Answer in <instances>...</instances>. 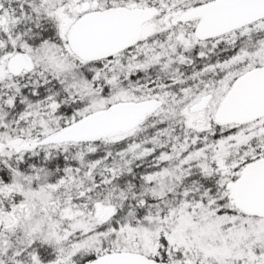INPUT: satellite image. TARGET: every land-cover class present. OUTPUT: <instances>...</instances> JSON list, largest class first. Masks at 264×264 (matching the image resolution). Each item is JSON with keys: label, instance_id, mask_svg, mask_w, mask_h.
I'll use <instances>...</instances> for the list:
<instances>
[{"label": "snow or ice", "instance_id": "1", "mask_svg": "<svg viewBox=\"0 0 264 264\" xmlns=\"http://www.w3.org/2000/svg\"><path fill=\"white\" fill-rule=\"evenodd\" d=\"M0 264H264V0H0Z\"/></svg>", "mask_w": 264, "mask_h": 264}]
</instances>
